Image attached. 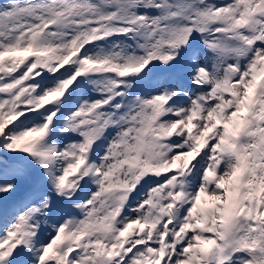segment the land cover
<instances>
[{
  "label": "snow or ice",
  "instance_id": "1",
  "mask_svg": "<svg viewBox=\"0 0 264 264\" xmlns=\"http://www.w3.org/2000/svg\"><path fill=\"white\" fill-rule=\"evenodd\" d=\"M0 264H264V0L0 2Z\"/></svg>",
  "mask_w": 264,
  "mask_h": 264
},
{
  "label": "bare ground",
  "instance_id": "2",
  "mask_svg": "<svg viewBox=\"0 0 264 264\" xmlns=\"http://www.w3.org/2000/svg\"><path fill=\"white\" fill-rule=\"evenodd\" d=\"M0 2H5V0H0ZM91 94V93H90Z\"/></svg>",
  "mask_w": 264,
  "mask_h": 264
}]
</instances>
